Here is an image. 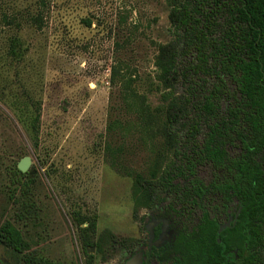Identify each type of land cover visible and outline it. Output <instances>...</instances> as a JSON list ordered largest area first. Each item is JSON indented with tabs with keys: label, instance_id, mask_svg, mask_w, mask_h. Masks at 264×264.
<instances>
[{
	"label": "trees",
	"instance_id": "trees-1",
	"mask_svg": "<svg viewBox=\"0 0 264 264\" xmlns=\"http://www.w3.org/2000/svg\"><path fill=\"white\" fill-rule=\"evenodd\" d=\"M167 1L173 35L157 46L154 57L158 104L134 88L137 73L126 61L111 67L119 99L110 108L108 134L117 144L107 145L108 162L132 180L134 216L170 197L166 215L204 217L186 221L195 227L180 230L190 234L181 237L187 242L182 246L204 264H216L218 252L212 250L225 247L241 251L240 260L228 264H264V0ZM32 2L0 0V38L11 31L0 42V73L4 61L21 63L30 51L21 36L24 28L40 31L45 25L52 0ZM96 21L84 22L91 27ZM35 111L32 119L18 120L31 134L39 133L41 106ZM138 150L143 155L135 157ZM195 160L221 173L207 185L196 175ZM9 174L17 188L33 182H22L26 175L18 165ZM235 200L241 214L219 244L218 222L207 218L221 215ZM85 222L82 246L95 248L97 255L84 264L108 262L128 246L129 239L110 231L98 235L96 217L75 213L78 227ZM0 244L22 254L23 264H64L30 252L9 222L0 229Z\"/></svg>",
	"mask_w": 264,
	"mask_h": 264
},
{
	"label": "rangeland",
	"instance_id": "rangeland-1",
	"mask_svg": "<svg viewBox=\"0 0 264 264\" xmlns=\"http://www.w3.org/2000/svg\"><path fill=\"white\" fill-rule=\"evenodd\" d=\"M170 11L167 0H52L43 29L26 26L21 33L30 48L24 61L2 63L0 229L13 224L30 252L84 264L75 213L96 217L98 235L143 236L150 210L134 216L132 180L113 170L106 154L108 144H117L108 134L111 104L119 99L111 67L126 61L137 73L134 88L157 105L154 57L159 44L172 40ZM93 18L88 27L84 21ZM37 105L39 133L31 134L18 120L35 117ZM26 156L35 173L22 182H33L17 188L9 173ZM21 257L0 244V264H23Z\"/></svg>",
	"mask_w": 264,
	"mask_h": 264
},
{
	"label": "flooded vegetation",
	"instance_id": "flooded-vegetation-1",
	"mask_svg": "<svg viewBox=\"0 0 264 264\" xmlns=\"http://www.w3.org/2000/svg\"><path fill=\"white\" fill-rule=\"evenodd\" d=\"M198 155V154H196ZM235 156L236 154L233 153ZM196 164V175L202 179L207 185L214 178V173L218 174L221 171H215L209 164H204L195 160ZM209 173V181H205L204 178ZM170 197L167 198L165 202H163L158 207L150 210V215L148 216L147 223L144 226V234L142 237H130L128 246L125 248H119L115 254L111 257L113 259L115 256H120L121 261L120 264H204V259L199 254L192 253L190 249L187 247H183V244H186V241H182L181 237L183 235H190L188 233H182L180 230L189 228L192 229L195 227V224H188L186 221L195 219L200 220L204 217H190L188 215L183 216H169L166 215V206L170 203ZM238 205V202L235 200L234 203H227V209L224 212H221V215L218 216H209L207 219L215 220L218 222V228L216 232V241L219 244H222V233L226 229L235 227L238 219L235 220V216L238 210H235V206ZM242 211V210H241ZM241 214V213H240ZM233 216V221L231 222V226L226 228L221 233L218 232L221 225L228 223L230 217ZM240 216V215H239ZM89 227V223L85 222L84 224H80L78 227L79 231V242L81 246V250L83 249L86 259L88 260V256H96L97 250L95 248H88L87 250L82 246V239L80 238V234L82 235V228ZM81 239V240H80ZM220 240V241H219ZM218 252L213 259L216 264H228L231 261H239L240 259V249H230L223 248L220 250H212ZM110 259V260H111ZM109 260V261H110ZM54 261V260H53ZM108 261V262H109ZM62 262V261H60ZM82 264V260L79 262ZM102 263V262H100ZM107 263V262H104Z\"/></svg>",
	"mask_w": 264,
	"mask_h": 264
},
{
	"label": "water",
	"instance_id": "water-1",
	"mask_svg": "<svg viewBox=\"0 0 264 264\" xmlns=\"http://www.w3.org/2000/svg\"><path fill=\"white\" fill-rule=\"evenodd\" d=\"M33 164V160L31 157L26 156L24 157L19 163H18V170L20 172H22L23 174H26L28 172H30L31 175H33L35 172L34 171H30V168ZM242 208H240L235 216V220L233 219V216L230 217L228 223L223 224L220 226L218 232L221 233L223 230H225L226 228H229L231 226V222L234 220V224L236 222V220L238 219L240 213H241ZM220 241V240H219ZM130 264V263H129Z\"/></svg>",
	"mask_w": 264,
	"mask_h": 264
}]
</instances>
